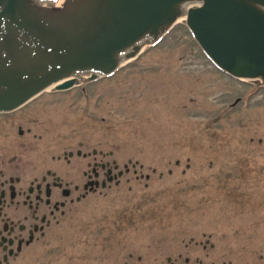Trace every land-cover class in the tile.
<instances>
[{
    "label": "rangeland",
    "instance_id": "obj_1",
    "mask_svg": "<svg viewBox=\"0 0 264 264\" xmlns=\"http://www.w3.org/2000/svg\"><path fill=\"white\" fill-rule=\"evenodd\" d=\"M82 81L34 103L70 122L9 153L38 160L84 143L155 173L147 187L128 175L87 196L18 264H264V86L218 69L183 20L113 74ZM83 110L93 126L71 121Z\"/></svg>",
    "mask_w": 264,
    "mask_h": 264
},
{
    "label": "water",
    "instance_id": "obj_2",
    "mask_svg": "<svg viewBox=\"0 0 264 264\" xmlns=\"http://www.w3.org/2000/svg\"><path fill=\"white\" fill-rule=\"evenodd\" d=\"M180 18L218 69L264 86V0H0V113L113 74Z\"/></svg>",
    "mask_w": 264,
    "mask_h": 264
},
{
    "label": "flooded vegetation",
    "instance_id": "obj_3",
    "mask_svg": "<svg viewBox=\"0 0 264 264\" xmlns=\"http://www.w3.org/2000/svg\"><path fill=\"white\" fill-rule=\"evenodd\" d=\"M101 78L106 77L96 80ZM80 79L85 80L84 84L96 81ZM64 91L42 92L19 108L0 113V264H18L45 246L87 196L111 185L119 186L122 180L128 183V175L144 181L147 187L155 173L150 166L149 172H143V163L138 160H106L110 151L93 147L83 150L84 143H78L79 149L38 160H20L10 154L15 143L24 151L34 140L47 136L52 126L70 122L56 113L40 116L41 109L49 105L46 101L34 106L42 96ZM82 112L71 121L93 126V116L86 110ZM157 178L161 179L162 174L158 173Z\"/></svg>",
    "mask_w": 264,
    "mask_h": 264
},
{
    "label": "bare ground",
    "instance_id": "obj_4",
    "mask_svg": "<svg viewBox=\"0 0 264 264\" xmlns=\"http://www.w3.org/2000/svg\"><path fill=\"white\" fill-rule=\"evenodd\" d=\"M181 20H183V18H180V19H178V21H177V22H179V21H181Z\"/></svg>",
    "mask_w": 264,
    "mask_h": 264
}]
</instances>
